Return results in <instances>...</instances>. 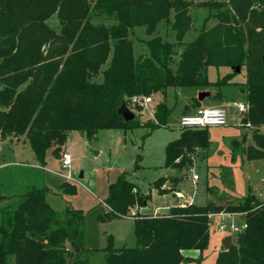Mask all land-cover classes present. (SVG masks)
Returning <instances> with one entry per match:
<instances>
[{
	"label": "trees",
	"instance_id": "16d2710c",
	"mask_svg": "<svg viewBox=\"0 0 264 264\" xmlns=\"http://www.w3.org/2000/svg\"><path fill=\"white\" fill-rule=\"evenodd\" d=\"M197 1L0 0V139L24 138L39 166L45 167L47 151L57 159L71 132L82 133L87 142L103 130L145 127L152 132L166 127L172 111L166 102L170 90L238 85L247 106L240 126L251 129L253 144L233 142V148L247 161L263 159L264 0ZM192 7L207 9L216 23L182 43L192 24ZM53 17L58 29L47 24ZM162 23L170 25L176 43L156 36L146 41L147 53L135 58L133 31L154 33ZM210 67L231 72L209 82ZM236 68L244 71L243 85L233 82L239 74ZM153 95L162 101L150 121L140 124L135 115L124 122L119 116L123 105L134 114L141 112L132 99ZM210 97L221 101L219 92ZM198 107L193 98L182 115ZM179 131L164 149V167L177 172L192 167L188 155L193 151L210 146L208 128ZM170 183L166 187V178L160 177L152 187L159 195L176 197V179ZM60 190L74 192L68 183L60 184ZM47 195L46 187L32 188L13 209H2L0 264H87L81 258L84 213L66 209L61 219ZM149 200L125 172L108 185L106 211L97 221L132 219L135 245L114 248L108 236L102 249L105 264L199 263L209 244L210 215L220 213L241 215L246 228L228 250L218 253L214 264H264V201L252 193L238 204L185 203L170 207L167 214L142 215L139 210L146 209ZM188 250L198 251L199 258L184 257L182 252Z\"/></svg>",
	"mask_w": 264,
	"mask_h": 264
},
{
	"label": "rangeland",
	"instance_id": "374dc122",
	"mask_svg": "<svg viewBox=\"0 0 264 264\" xmlns=\"http://www.w3.org/2000/svg\"><path fill=\"white\" fill-rule=\"evenodd\" d=\"M187 1H192L195 5L198 3L197 0ZM189 12L192 24L182 43H188L196 38L203 26L209 28L216 23L209 18L210 13L207 9L192 7ZM98 22L99 20H94V23ZM47 24L58 29L55 17L48 20ZM156 36L162 41L176 43L174 32L168 24L158 25L154 33H148L145 28H136L131 37L134 57L146 54V41ZM175 49L177 53L182 50L180 45ZM177 60L178 56L175 57V61ZM230 72L228 68L210 67L207 73L208 80L215 82L218 77ZM100 80L101 77L95 79ZM233 82L244 84L243 70L234 77ZM240 88L238 85H225L214 90L206 88L170 90L166 102L172 111L166 127L152 132L145 127L134 130H103L91 142H87L82 133L71 132L57 159L51 150L47 151L45 167L39 166L30 144L24 138L0 139V225L2 209H13V204L27 190L46 187L47 200L61 219H64L66 209L81 210L85 215L82 225L85 251L81 258L87 264H105L106 254L102 249L106 247L108 236L111 237L114 248L135 245L132 219L106 223L97 221L98 215L106 211L103 200L107 196L108 185L115 182L121 172L127 173V180L135 185L141 194L150 197L146 209L139 210L142 215H152L157 208L161 215L167 214V207L188 202L199 207L209 202L217 205L238 204L249 193L259 201H264V158L247 161L241 155L240 149L233 148V142H238L240 146L253 144L251 129L241 128L242 115L235 108L236 104L246 103L245 94ZM209 91L213 92L211 94L219 92L221 101L212 97L206 98L200 102V107H216L217 102H220L227 111V125L208 128L210 146L207 151L199 149L188 155L192 167L180 172L165 168L164 149L169 142L179 137V118L184 106L192 104L193 98L196 99L200 92ZM150 98L151 103L140 106L142 111L135 113L140 124L152 119L154 107L162 101L159 95ZM261 133L264 135V128ZM66 151L72 158L70 173L62 169L60 163L61 155ZM136 163L138 169H135ZM80 174L82 179H79ZM193 175L198 177L195 182L192 181ZM160 177L166 178V187H171L170 181L176 179V189L180 192L177 200L171 195H159L152 187L153 182ZM63 183L72 185L74 192L72 194L61 192L60 184ZM222 214L224 213L210 215L209 244L202 260L199 263L183 264H214L218 253L223 249L222 239L230 237L233 244L235 243V233L229 230L219 232L217 228L221 222L227 225L233 222L241 226L244 219L241 215L223 217Z\"/></svg>",
	"mask_w": 264,
	"mask_h": 264
},
{
	"label": "built area",
	"instance_id": "2783aa9c",
	"mask_svg": "<svg viewBox=\"0 0 264 264\" xmlns=\"http://www.w3.org/2000/svg\"><path fill=\"white\" fill-rule=\"evenodd\" d=\"M132 103L135 105L144 106L151 103L150 98H133ZM235 108L240 115H244L247 111V106L245 104H236ZM227 111L222 107H199L189 114H183L179 118V128H191V129H201L209 127H223L227 125ZM61 168L67 170L70 173V167L72 163V158L69 153H63L61 156ZM198 180L197 175H193L192 181ZM236 214H222L225 216H234ZM210 225V224H209ZM246 228V224L243 222L241 226H237L230 222L228 225L221 222L217 228L219 232H225L229 230L235 234L241 233Z\"/></svg>",
	"mask_w": 264,
	"mask_h": 264
},
{
	"label": "water",
	"instance_id": "95a60500",
	"mask_svg": "<svg viewBox=\"0 0 264 264\" xmlns=\"http://www.w3.org/2000/svg\"><path fill=\"white\" fill-rule=\"evenodd\" d=\"M148 33H150V31H148ZM240 70L239 68H236V73H239ZM211 94V91L209 92H200L197 95V100L199 102H202L203 100H205L206 98H208ZM119 116L122 118V120L124 122H129L132 121L135 118V114L129 109L127 108L125 105H123L119 111H118ZM79 179H82V175H79ZM169 186V185H167ZM232 243H231V238L230 237H226L223 241H222V247L224 250H228L231 247Z\"/></svg>",
	"mask_w": 264,
	"mask_h": 264
},
{
	"label": "crops",
	"instance_id": "0c3cea01",
	"mask_svg": "<svg viewBox=\"0 0 264 264\" xmlns=\"http://www.w3.org/2000/svg\"><path fill=\"white\" fill-rule=\"evenodd\" d=\"M211 93H213V92H211ZM243 93V92H242ZM217 104H218V106H216V107H222L220 104V102H217ZM223 108V107H222ZM192 112H193V110H192ZM262 130V129H261ZM67 152V151H66ZM180 195V193H176V197H174V196H172L175 200H177V196H179ZM163 196V195H162ZM165 196H168V195H165ZM184 200H186L185 198H184ZM189 203V202H188ZM189 204H191V203H189ZM176 204H174V206H175ZM172 207V206H171ZM167 210L169 209L168 207L166 208ZM142 210H145V209H142ZM157 211H155L153 214H161L160 212H158V208L156 209ZM226 237H224L223 239H222V241L225 239ZM231 243L233 244V242H232V239H231ZM222 250H224V249H222ZM182 254H183V256L184 257H186V258H190V259H198V255H200L199 254V252L198 251H196V250H188V251H183L182 252ZM198 256V257H197Z\"/></svg>",
	"mask_w": 264,
	"mask_h": 264
}]
</instances>
